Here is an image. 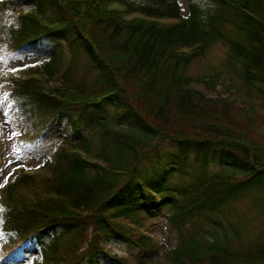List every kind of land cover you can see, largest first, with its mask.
<instances>
[{
	"label": "trees",
	"instance_id": "obj_1",
	"mask_svg": "<svg viewBox=\"0 0 264 264\" xmlns=\"http://www.w3.org/2000/svg\"><path fill=\"white\" fill-rule=\"evenodd\" d=\"M9 8L17 13L9 45L48 57L34 77L9 80L21 130L35 142L30 130L46 114L43 135L60 131L64 143L44 174L0 187L1 230L35 245L41 264H101L111 241L136 252L138 264H160L153 230L163 220L160 229L178 240L164 255L169 264H264V243L232 248L201 225L249 191L264 194V143L234 119L227 98L194 89L203 79L186 73L221 43V69L240 68L238 77L227 72L263 93L264 0H17L0 2V16ZM131 13L142 18L126 20ZM80 53L84 80L74 75ZM191 171L187 184L169 181Z\"/></svg>",
	"mask_w": 264,
	"mask_h": 264
},
{
	"label": "rangeland",
	"instance_id": "obj_2",
	"mask_svg": "<svg viewBox=\"0 0 264 264\" xmlns=\"http://www.w3.org/2000/svg\"><path fill=\"white\" fill-rule=\"evenodd\" d=\"M183 8V14L187 15L186 5L180 1ZM15 13L11 8L5 11L4 16H0V184L14 175L22 172H42V165L45 163L49 152L53 151L56 146H63L61 143L63 133L58 132L53 136L40 137L35 142H30L28 135L22 134L20 129L23 128L21 118L16 117L17 105L15 98H10L12 88H16L9 83L8 76H21L31 71L35 66L39 65L41 57L35 55H25V53L12 48L6 39L9 31L8 25L15 24ZM4 27V28H3ZM6 47H5V46ZM2 47V48H1ZM227 47L221 43L212 45L206 55L199 61H194L186 70L188 76L193 79H203L204 84L211 79H217L218 83L214 89L205 90L203 85H196L195 88L204 91L206 94L214 95V97L227 98L233 104L235 115L234 119L243 125L251 127V134L264 143V139H260L258 134L264 136V86L257 85L263 93H259L258 89L246 88L242 86L233 73L238 77L240 68L234 69L231 66L221 69V64L226 59ZM68 51H64V59L68 61ZM45 57L43 60L47 59ZM77 59V69L74 75L79 80H84L82 68L86 67V57L83 53L79 56H73V60ZM47 63L50 60H46ZM67 62L62 61V64ZM74 66V65H72ZM228 71V72H227ZM218 74V77L216 75ZM207 87V86H206ZM37 115H41L39 112ZM42 118L36 116L34 123L37 124L35 129H31V135L41 132L44 123L48 121L46 114H42ZM249 116V117H248ZM253 120V121H251ZM251 121V124H250ZM111 127L115 128L112 124ZM36 130V131H35ZM96 145V144H94ZM164 151L170 150L167 144H164ZM48 154V156H46ZM44 168V166H43ZM218 167H208L207 173H220ZM48 173V171H47ZM46 173V174H47ZM177 175L170 178L172 184H184L192 180L193 174ZM225 173V172H224ZM219 219L213 222H204L201 225L203 229L213 226L219 231V237H223L224 233L230 239L229 246L237 248L247 244L264 243V194L259 191L252 190L239 198L232 205L227 207ZM2 222V208L0 207V227ZM215 223V224H214ZM153 232L156 234L158 243H160V251L163 253L158 256L160 264H166L164 255L168 253L169 248L178 244L177 236L173 232L160 229L163 226V220L155 221ZM198 234H203L201 230L196 229ZM217 235V236H218ZM161 245H163L161 247ZM109 254L101 255V264H138L134 259L136 252H131L124 244L111 241L107 244ZM38 248L30 243H21L15 234L5 235L0 228V264H34L38 256ZM123 258L124 260H121ZM120 260V261H119ZM145 264H154L153 262H143Z\"/></svg>",
	"mask_w": 264,
	"mask_h": 264
},
{
	"label": "snow or ice",
	"instance_id": "obj_3",
	"mask_svg": "<svg viewBox=\"0 0 264 264\" xmlns=\"http://www.w3.org/2000/svg\"><path fill=\"white\" fill-rule=\"evenodd\" d=\"M5 183L7 182V178H5V181H4ZM3 186V184H0V187H2Z\"/></svg>",
	"mask_w": 264,
	"mask_h": 264
}]
</instances>
